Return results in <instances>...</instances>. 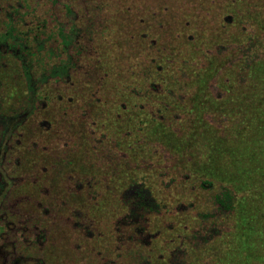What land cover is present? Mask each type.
Masks as SVG:
<instances>
[{
    "label": "rangeland",
    "instance_id": "374dc122",
    "mask_svg": "<svg viewBox=\"0 0 264 264\" xmlns=\"http://www.w3.org/2000/svg\"><path fill=\"white\" fill-rule=\"evenodd\" d=\"M0 66V264H264V0H0Z\"/></svg>",
    "mask_w": 264,
    "mask_h": 264
},
{
    "label": "trees",
    "instance_id": "16d2710c",
    "mask_svg": "<svg viewBox=\"0 0 264 264\" xmlns=\"http://www.w3.org/2000/svg\"><path fill=\"white\" fill-rule=\"evenodd\" d=\"M41 29V28H40ZM23 34V35H22ZM60 34L61 36H63L64 38L66 37L64 35V29H60ZM11 39L12 41L15 42H24V40H27V36L24 35V33H19L17 32V30L15 29V27H10V29H8L2 37V40H9ZM21 45H23V43H20ZM65 47L70 46L69 42L68 43H64ZM63 65L65 64L62 63ZM31 66V65H30ZM46 68V65L45 67ZM57 68V67H56ZM31 69H33V66L29 67V70H26V74H28L27 76L31 77ZM0 70H1V66H0ZM207 183V182H206ZM210 183V182H209ZM215 200L217 202V204L219 205L221 211L223 212H231L234 209V193L231 189L229 188H223L216 196H215Z\"/></svg>",
    "mask_w": 264,
    "mask_h": 264
}]
</instances>
